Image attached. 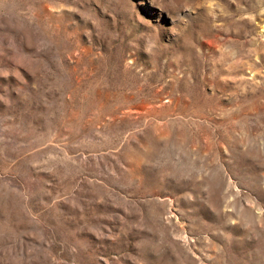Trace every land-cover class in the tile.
Listing matches in <instances>:
<instances>
[{
  "label": "rangeland",
  "instance_id": "rangeland-1",
  "mask_svg": "<svg viewBox=\"0 0 264 264\" xmlns=\"http://www.w3.org/2000/svg\"><path fill=\"white\" fill-rule=\"evenodd\" d=\"M0 264H264V0H0Z\"/></svg>",
  "mask_w": 264,
  "mask_h": 264
}]
</instances>
